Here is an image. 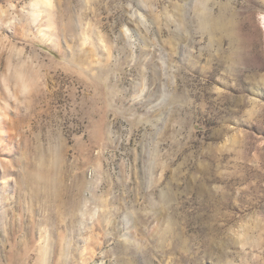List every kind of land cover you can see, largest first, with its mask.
<instances>
[{"label":"rangeland","instance_id":"rangeland-1","mask_svg":"<svg viewBox=\"0 0 264 264\" xmlns=\"http://www.w3.org/2000/svg\"><path fill=\"white\" fill-rule=\"evenodd\" d=\"M38 1L0 0V264H264V0Z\"/></svg>","mask_w":264,"mask_h":264},{"label":"bare ground","instance_id":"bare-ground-1","mask_svg":"<svg viewBox=\"0 0 264 264\" xmlns=\"http://www.w3.org/2000/svg\"><path fill=\"white\" fill-rule=\"evenodd\" d=\"M38 2H42L44 5H48V6H50V4H51V2H50V0H39ZM142 19V18H141ZM144 19V18H143ZM214 19V18H213ZM230 20V19H229ZM229 20H227L228 22H230ZM232 20V19H231ZM214 22H219V21H215L214 20ZM227 22V23H228ZM232 22V21H231ZM226 23V24H227ZM235 23V22H234ZM211 24V23H210ZM217 24V23H216ZM216 24H214V26H218V25H216ZM213 28H217V27H213ZM227 28V27H226ZM210 29H211V26H210ZM217 29H219V30H224L223 32H225L226 31V29L224 28V24L223 25H220V26H218V28ZM231 29H232V26H231ZM218 30V31H219ZM212 31V30H211ZM230 32V31H229ZM228 32V33H229ZM220 33V32H219ZM128 35V34H127ZM227 36H229V35H227ZM228 38V37H227ZM232 38V37H231ZM231 38H229V39H231ZM130 40V39H129ZM231 41V40H230ZM132 42V41H131ZM231 43V42H230ZM232 47V46H231ZM22 49V48H21ZM22 51V50H21ZM24 60V59H23ZM22 63V62H21ZM17 73V72H16ZM18 74H19V72H18ZM25 84V83H24ZM42 170H43V168H42ZM29 176V175H28ZM28 178V177H27ZM32 178V177H31ZM49 178V177H48ZM29 180V179H28ZM29 181H31V180H29ZM33 182V181H32ZM39 184H40V182H39ZM47 184V183H46ZM47 186V185H46ZM35 187V186H34ZM46 188V187H45ZM42 189V188H41ZM45 190V189H44ZM48 190V189H47ZM50 192H51V189H50ZM85 203V202H84ZM65 204V203H64ZM84 205H86V204H84ZM67 216V215H66ZM67 242V241H66ZM41 248V247H40ZM39 248V249H40ZM48 248H51V247H48ZM72 249V248H71ZM42 251V250H41ZM45 251V250H44ZM70 252V251H69ZM44 253V252H43ZM41 255H43V254H41ZM46 255V254H45ZM64 258V257H63ZM37 259V258H36ZM60 259V258H59ZM48 260H49V258H48ZM70 260V259H69ZM47 261V260H46ZM62 261V260H61ZM60 261V262H61ZM67 261V260H66ZM45 263V262H44ZM42 264V263H41ZM47 264V263H46ZM67 264V263H66Z\"/></svg>","mask_w":264,"mask_h":264}]
</instances>
